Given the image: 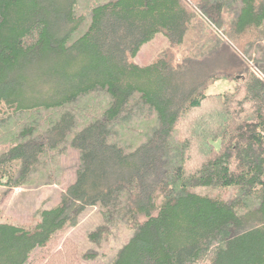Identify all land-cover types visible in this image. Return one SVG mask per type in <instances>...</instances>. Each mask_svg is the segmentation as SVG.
Instances as JSON below:
<instances>
[{"label": "trees", "instance_id": "1", "mask_svg": "<svg viewBox=\"0 0 264 264\" xmlns=\"http://www.w3.org/2000/svg\"><path fill=\"white\" fill-rule=\"evenodd\" d=\"M69 147L59 203L0 218V264L94 259L69 235L91 206L95 245L132 231L106 264H264V0H0V186L61 184Z\"/></svg>", "mask_w": 264, "mask_h": 264}, {"label": "rangeland", "instance_id": "2", "mask_svg": "<svg viewBox=\"0 0 264 264\" xmlns=\"http://www.w3.org/2000/svg\"><path fill=\"white\" fill-rule=\"evenodd\" d=\"M233 41L237 46L239 45L238 41ZM228 42L234 49L239 51L238 47L231 40H228ZM165 46H167V38L162 33H157L149 43L144 44L140 48L136 60L140 61L139 63L143 60L142 58L150 60L164 49ZM231 86L232 83L230 82L217 81L209 87L208 91L211 93L219 92ZM77 164L78 151L73 147H69L63 157L61 184L16 188L0 186L1 221L20 225L32 224L39 217L38 210L52 208L59 203L60 192L75 180ZM101 222L102 217L99 208L96 206L87 207L83 211L79 223L69 232L72 239H75L79 244L80 254L88 248L96 251L97 256L94 259L86 261V264H106L111 260L118 248L128 241L132 234V231L124 225L114 226L107 239L97 246L89 240L88 233Z\"/></svg>", "mask_w": 264, "mask_h": 264}]
</instances>
